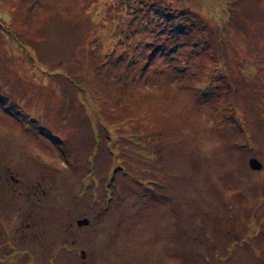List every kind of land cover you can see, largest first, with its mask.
I'll return each instance as SVG.
<instances>
[{"label": "rangeland", "instance_id": "374dc122", "mask_svg": "<svg viewBox=\"0 0 264 264\" xmlns=\"http://www.w3.org/2000/svg\"><path fill=\"white\" fill-rule=\"evenodd\" d=\"M0 264H264V0H0Z\"/></svg>", "mask_w": 264, "mask_h": 264}, {"label": "water", "instance_id": "95a60500", "mask_svg": "<svg viewBox=\"0 0 264 264\" xmlns=\"http://www.w3.org/2000/svg\"><path fill=\"white\" fill-rule=\"evenodd\" d=\"M250 165L254 169H261L262 168L261 163H259L258 160L254 159V158L250 160ZM80 224H82V223L80 222Z\"/></svg>", "mask_w": 264, "mask_h": 264}]
</instances>
